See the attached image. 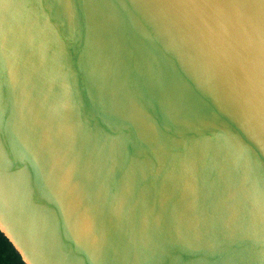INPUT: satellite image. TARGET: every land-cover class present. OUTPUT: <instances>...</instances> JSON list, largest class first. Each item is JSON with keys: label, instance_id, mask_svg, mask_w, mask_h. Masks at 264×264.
<instances>
[{"label": "water", "instance_id": "obj_1", "mask_svg": "<svg viewBox=\"0 0 264 264\" xmlns=\"http://www.w3.org/2000/svg\"><path fill=\"white\" fill-rule=\"evenodd\" d=\"M0 230L27 264H264V0H0Z\"/></svg>", "mask_w": 264, "mask_h": 264}, {"label": "trees", "instance_id": "obj_2", "mask_svg": "<svg viewBox=\"0 0 264 264\" xmlns=\"http://www.w3.org/2000/svg\"><path fill=\"white\" fill-rule=\"evenodd\" d=\"M0 260L5 264H27L8 237L0 230Z\"/></svg>", "mask_w": 264, "mask_h": 264}, {"label": "clouds", "instance_id": "obj_3", "mask_svg": "<svg viewBox=\"0 0 264 264\" xmlns=\"http://www.w3.org/2000/svg\"><path fill=\"white\" fill-rule=\"evenodd\" d=\"M0 264H5V262L3 260H0Z\"/></svg>", "mask_w": 264, "mask_h": 264}]
</instances>
